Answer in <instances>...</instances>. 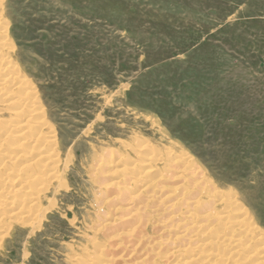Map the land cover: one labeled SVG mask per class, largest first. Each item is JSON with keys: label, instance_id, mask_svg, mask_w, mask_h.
I'll return each instance as SVG.
<instances>
[{"label": "rangeland", "instance_id": "1", "mask_svg": "<svg viewBox=\"0 0 264 264\" xmlns=\"http://www.w3.org/2000/svg\"><path fill=\"white\" fill-rule=\"evenodd\" d=\"M0 1V264L264 262V0Z\"/></svg>", "mask_w": 264, "mask_h": 264}, {"label": "bare ground", "instance_id": "2", "mask_svg": "<svg viewBox=\"0 0 264 264\" xmlns=\"http://www.w3.org/2000/svg\"><path fill=\"white\" fill-rule=\"evenodd\" d=\"M1 2V1H0ZM1 4V3H0ZM1 6V5H0ZM5 32L6 31H2V32H0V34L1 35H3V37L4 38H6V35H5ZM2 44V43H1ZM7 61H6V59L4 60L3 59V56H1L0 57V70H4L5 68H7L8 66V63H6ZM9 68V67H8ZM1 78V77H0ZM5 77H3V79H1V81L3 80V84L4 85H6L5 83H7V84H10V85H12V84H14V86H16L14 89H10L9 91H3L6 95H8V96H12L13 94H14V90L18 87V85L19 86H21V87H25V89H26V87L28 86V84L25 82V80H23V79H20L19 77H17V76H15V75H13V76H10V77H8V79L6 78V79H4ZM27 90V89H26ZM0 91H2V90H0ZM1 95V94H0ZM1 97V96H0ZM12 97H14V96H12ZM11 97V98H12ZM4 99V98H3ZM30 99L31 100H33V94H32V92L31 91H26V93H24V96L23 97H17L16 99L14 98V100H12L13 102L12 103H10V106L11 107H13V108H15V109H21V108H25V107H28V104H29V102L28 101H30ZM5 100V99H4ZM34 101V100H33ZM20 111V110H19ZM18 111V112H19ZM22 112H19L18 114H21ZM25 122H27V121H25ZM38 124V125H37ZM37 126H39V128H42L43 126H46V124L43 122V121H39L38 120V122H37ZM23 125H25V124H23ZM0 126L1 127H3L4 128V134L2 135V136H0V137H5L8 133H10V132H12V130H14V129H16V128H18V127H20V126H18L17 124H15V125H12V124H9V122L8 123H4V125H2V122H1V120H0ZM8 128V130H6ZM35 136V135H34ZM33 136V138H35ZM16 137H21V135H16ZM36 138H37V135H36ZM2 139V138H1ZM1 142V141H0ZM50 143V142H49ZM49 143H47V144H49ZM1 145V144H0ZM2 147V146H1ZM24 155H20V156H16L17 157V159H20V158H22ZM42 157H44V158H47L48 156H42ZM10 160H15V157L14 158H10ZM148 160V159H147ZM30 161H32V163H36L37 161H41L40 159H38L37 158V156L36 157H34L33 159H31ZM30 161H26L25 163H28V162H30ZM155 160H154V158H151V159H149V167H151L150 165L151 164H153V162H154ZM8 162H10V161H8ZM156 162V161H155ZM180 162L182 163V165L184 166H182L181 165V167L179 168L180 169V176H182V175H190V176H192L193 178H197L198 180V184H199V186H201V185H204L205 186V184L207 183V181H206V179L204 180V176H203V174H202V171L197 167V168H195V166H194V162H192V159L189 157V156H187L186 154H181V156H180ZM24 163V164H25ZM175 163H179V162H175ZM30 165H32V164H29L27 167L29 168L30 167ZM146 165H148L147 164V162H146ZM24 167V166H23ZM22 167V168H23ZM151 172V170H147L146 172H145V174L146 173H150ZM179 176V177H180ZM2 181H5L4 179H1L0 178V183L2 182ZM204 182H206V183H204ZM209 182V181H208ZM151 183V182H150ZM210 183V182H209ZM149 184V183H148ZM147 186V185H146ZM43 188H44V186H42ZM41 187V188H42ZM150 187V186H149ZM152 187V186H151ZM208 187V186H207ZM146 188V187H145ZM144 188V189H145ZM148 188V187H147ZM201 188V187H200ZM206 188V187H205ZM210 189H212V187H209ZM144 189H142L141 191H143ZM207 189V188H206ZM140 191V192H141ZM177 191V189L175 188L174 189V192H176ZM216 192V191H215ZM222 191H220V193H221ZM173 193V192H172ZM172 193L171 194H169L167 197L165 196V199L166 198H171L172 197ZM218 193V192H217ZM219 193V194H220ZM215 194V193H214ZM219 194H215L214 196H213V194L211 193H209V195L211 196V199H214V198H218L217 196H220ZM174 195V194H173ZM129 198H130V195L128 196ZM133 197V196H132ZM137 197V196H136ZM135 197V198H136ZM138 198V197H137ZM232 198V197H231ZM133 199H134V197H133ZM158 199V198H157ZM176 198H174L173 200H175ZM233 199V198H232ZM231 199V200H232ZM234 199H235V197H234ZM128 200H132V198H130V199H128ZM128 200H127V202H128ZM135 200H137V199H135ZM153 201H156V199L153 197ZM224 201V200H223ZM216 202H218V203H220V204H222V201L218 198V200L216 201ZM153 203V202H152ZM199 203V200L197 201V200H194L193 202H191L190 204L193 206H196L197 204ZM224 203V202H223ZM227 203V202H226ZM231 203H235V202H233V200H232V202ZM238 203V202H237ZM128 205H129V203H127ZM130 204H131V202H130ZM124 205H126V204H124ZM215 205L217 206V204L215 203ZM235 205V204H234ZM236 205H238V204H236ZM32 206V205H31ZM130 206V205H129ZM193 206V207H194ZM231 206V205H230ZM171 207H172V205H169V206H165V208L163 207L162 208V210L163 211H169L170 209H171ZM30 208V207H29ZM140 208V207H139ZM144 208V207H143ZM237 208V207H236ZM130 209V208H129ZM138 209V208H137ZM239 209V208H238ZM186 211V210H185ZM225 211H228V210H225ZM238 212L237 213H240L241 211L240 210H237ZM130 212V211H129ZM135 212V211H134ZM137 212H139V211H137ZM242 213H243V215H244V218H243V220L244 219H246V216H245V214H247L246 212H244V211H242ZM242 213L240 214V215H242ZM245 213V214H244ZM132 214V213H131ZM134 214V213H133ZM228 212H225V213H223V215H220L219 217H220V219H225V218H227V216L230 214H228ZM135 215V214H134ZM184 215L186 216V217H190V219H191V221H189V223H183V224H181V226L179 225V224H177L176 225V227H177V229L178 230H182V231H180V232H178V236H180V235H184V236H186V234L185 233H188V232H190L191 230H193V228H195L196 226H198L197 225V221H196V217H193L192 218V216H194V215H191L190 214V209L188 210L187 209V211L184 213ZM239 215V214H238ZM130 216V215H129ZM133 216V215H132ZM127 217V216H126ZM215 217V216H214ZM214 217H213V215L212 214H208V215H206V216H204V217H201L202 219L204 218L205 220H207V221H211L212 219H214ZM125 218V217H124ZM124 218H122L123 219V221L125 220ZM129 218V217H128ZM140 219V218H139ZM227 219H230V217L229 218H227ZM131 220V219H130ZM243 220L242 219H239V220H237V219H235L234 221L236 222L235 223V225L236 224H238L237 223V221L239 222V223H242L243 222ZM120 221H122V220H120ZM140 221V220H139ZM141 222V221H140ZM224 222V221H223ZM138 223V222H137ZM142 223V222H141ZM229 223V222H228ZM226 223H224V225H225ZM106 225V224H105ZM242 224H240V226H241ZM205 225H199L198 227L199 228H203ZM136 228V227H135ZM135 228H132V230L134 231L135 230ZM131 230V231H132ZM136 231V230H135ZM243 233L244 232H247V235H248V232L249 233H251V234H253L254 233V229H248V228H245V230H243L242 231ZM257 233H258V231L256 230L255 231V235L257 236ZM246 234V233H245ZM126 235V234H125ZM256 236H255V238H256ZM262 235L259 233L258 234V238H257V240L259 241L258 243H260V247H262L261 246V244H262V238H260ZM176 236H174V238H175ZM183 237V236H182ZM179 239H180V237H178ZM177 238V240H179ZM231 238V235H230V237H229V239ZM228 239V240H229ZM231 239H233V238H231ZM230 239V240H231ZM241 239V238H240ZM238 240V239H237ZM236 240V241H237ZM176 241V240H175ZM234 241V240H233ZM239 241V240H238ZM205 244V243H204ZM203 244V245H204ZM137 245V244H136ZM149 247V246H148ZM147 247V248H148ZM187 247V245L185 246V248ZM145 248V247H144ZM187 248H190V247H187ZM194 248V247H193ZM192 248V249H193ZM262 249H264V247H262L260 250L262 251ZM134 250V249H133ZM186 250V249H185ZM185 250H183V251H185ZM190 251H192V250H190ZM179 252V251H178ZM177 252V253H178ZM175 253V252H174ZM175 255H176V253H175ZM174 255V256H175ZM212 255V254H211ZM216 255V254H215ZM220 256V255H219ZM172 258H173V254H172V256H171ZM220 258V257H219ZM222 258V257H221ZM220 258V259H221ZM228 259H229V255H228V257H227ZM226 258V259H227ZM118 259V258H117ZM225 259V260H226ZM260 259V261H261V259L262 260H264V255L262 256V257H260L259 258ZM113 260V259H112ZM222 260V259H221ZM138 261V260H137ZM214 262V261H213ZM255 262V261H254ZM139 263V262H138ZM252 263V262H251ZM260 263V262H259ZM254 264V263H253ZM257 264V263H256ZM261 264H264V262L262 261L261 262Z\"/></svg>", "mask_w": 264, "mask_h": 264}]
</instances>
